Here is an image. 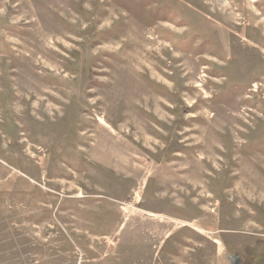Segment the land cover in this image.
<instances>
[{
	"label": "rangeland",
	"instance_id": "1",
	"mask_svg": "<svg viewBox=\"0 0 264 264\" xmlns=\"http://www.w3.org/2000/svg\"><path fill=\"white\" fill-rule=\"evenodd\" d=\"M264 264V0H0V264Z\"/></svg>",
	"mask_w": 264,
	"mask_h": 264
},
{
	"label": "flooded vegetation",
	"instance_id": "2",
	"mask_svg": "<svg viewBox=\"0 0 264 264\" xmlns=\"http://www.w3.org/2000/svg\"><path fill=\"white\" fill-rule=\"evenodd\" d=\"M230 260L232 261L230 264H238L239 256L236 255L235 257L230 256Z\"/></svg>",
	"mask_w": 264,
	"mask_h": 264
},
{
	"label": "crops",
	"instance_id": "3",
	"mask_svg": "<svg viewBox=\"0 0 264 264\" xmlns=\"http://www.w3.org/2000/svg\"><path fill=\"white\" fill-rule=\"evenodd\" d=\"M230 258V257H229ZM231 259V258H230Z\"/></svg>",
	"mask_w": 264,
	"mask_h": 264
}]
</instances>
